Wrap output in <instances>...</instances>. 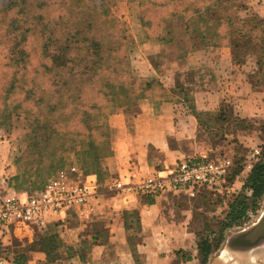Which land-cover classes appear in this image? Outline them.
<instances>
[{"label":"rangeland","instance_id":"rangeland-1","mask_svg":"<svg viewBox=\"0 0 264 264\" xmlns=\"http://www.w3.org/2000/svg\"><path fill=\"white\" fill-rule=\"evenodd\" d=\"M252 7L246 0H0V160L8 154L7 165L0 164V200L9 177L19 187L26 173L34 182L73 165L97 173L90 165L95 158L106 173L101 183H113L111 129H138V114L150 105L154 129L194 128L191 155L227 156L234 163L230 193L178 196L188 201L191 243L173 264H233L229 234L254 225L264 212L263 195L249 201L246 219L229 224L231 204L251 195L246 181L264 157V11ZM81 37L100 42L95 57L86 41L76 44ZM84 56L99 73L73 77L75 61L68 67L66 61ZM150 156L162 158L155 149ZM85 224L71 219L45 230L19 225L0 235V256L28 264L43 244L55 248L57 234L64 246L53 251L55 260L87 253L90 240L72 245L62 236L66 230L83 233L80 226L85 234L105 236L101 223ZM142 231L134 221L130 241L138 260H113L124 249L112 245V260L103 264H156L137 247L145 240ZM206 240L213 252L204 263L199 246ZM154 244L146 248L159 249ZM75 258L54 264H87Z\"/></svg>","mask_w":264,"mask_h":264},{"label":"crops","instance_id":"crops-1","mask_svg":"<svg viewBox=\"0 0 264 264\" xmlns=\"http://www.w3.org/2000/svg\"><path fill=\"white\" fill-rule=\"evenodd\" d=\"M246 1L257 9L264 0ZM262 8L264 9V6ZM151 102L154 104L153 101ZM206 104L201 100V108H207ZM148 106L150 105H147L138 114L137 121L140 122L137 125L138 129H111L114 134L111 133L115 135L112 146L114 154L108 172L111 170L115 178L112 180L113 183L108 181L101 183L98 213L84 225L88 228V226L92 227L101 223L105 236L103 237L98 231L93 230L92 234L90 232L85 234V229L82 226L79 230H83V233L82 231H73L69 235L68 230H66L62 234L64 242H69L68 244L82 246L90 245L89 240L92 242V248L88 249L87 253L79 251L77 254H72L75 255V259L78 258L82 263L86 261L87 264H103L105 261L112 260V253L109 250L112 245L124 249L123 252L118 253L119 257L117 256L113 260L122 262L123 258L129 257L138 260V251L130 241L134 221L141 226L142 232L145 233L144 242L138 243L137 247H143L148 255L151 254L152 260L156 261V264L176 263L179 253L186 250V246L191 243V232L188 229L189 219L184 217V214H187L190 209L188 208V201L178 197L181 195L169 191L156 197L126 195L115 189L114 181L128 180L130 177H134V181H137L148 176L166 175L181 159L196 156L191 155L195 149L191 143V138L195 132L194 128L191 126V129H154L151 126L153 112ZM187 118L192 120L193 116L189 115ZM142 120L150 126L147 127L142 123ZM151 149H155L162 155L158 162L151 158ZM203 157L206 156L203 155ZM5 160L1 159L0 164L3 162L4 165H7L8 154ZM111 165L114 166L113 169ZM101 176L105 182L106 173L102 172ZM100 236L104 239H99ZM154 238L159 243L154 244ZM153 244L159 249L146 248ZM165 245L169 246L168 250L164 249ZM166 251L169 253L164 255ZM33 253L34 257L28 261V264H54L55 261L69 263L72 257L71 255L68 259L58 258L50 262L49 256L42 249ZM184 263L185 261H182V264ZM10 264L15 263L11 262Z\"/></svg>","mask_w":264,"mask_h":264},{"label":"built area","instance_id":"built-area-1","mask_svg":"<svg viewBox=\"0 0 264 264\" xmlns=\"http://www.w3.org/2000/svg\"><path fill=\"white\" fill-rule=\"evenodd\" d=\"M255 155L249 157L252 168ZM234 163L229 157H187L166 175L119 179L115 189L122 194L156 197L169 191L196 198L206 191L227 190ZM100 182L96 174H85L76 165L61 168L33 191L9 190L0 200V235L28 224L46 229L71 219L90 221L98 213ZM0 264L8 261L0 256Z\"/></svg>","mask_w":264,"mask_h":264},{"label":"trees","instance_id":"trees-1","mask_svg":"<svg viewBox=\"0 0 264 264\" xmlns=\"http://www.w3.org/2000/svg\"><path fill=\"white\" fill-rule=\"evenodd\" d=\"M105 6H107V5H105ZM105 8H109V7L107 6ZM254 9L255 10L264 11V9L262 8L261 5H258V8L257 9L254 8ZM107 12H109V11H107ZM81 39H83V40L80 41ZM81 39L78 42H76V44L79 43V42L81 43L83 41H86L87 42L86 44L88 46L85 49L88 50V53H90L92 56L95 57V54L98 51V47H99L100 42L97 41L95 37H91V38H88V39L85 38V37H81ZM78 58L79 57L69 58L68 61H66V65H65L66 67H68L67 64H68L69 61H75L74 63L71 64V65H73V67H75V72H76L75 74H73V77L77 76L76 78H78V77H82V76L87 75V74L88 75H92V76H96L99 73L100 68H99V66H97V63L94 62L93 59L91 61H88L86 56H84L83 58L77 60ZM110 68L111 67H109V69ZM105 83H107V84H104V86H107V88H108V85H109L108 83H110V81L105 82ZM100 91L102 93H106V91H102V89H100ZM103 95L108 97V95H105V94H103ZM85 115H87V113H85V112L83 114H80V116L78 117V120H80V122L84 121L85 120ZM86 126H87L86 129H91L89 127V125H86ZM91 144H93V143L91 142ZM97 160L98 159L95 158V160L93 162L91 161L90 165L94 168V170L98 174L95 173V172L94 173H85L84 172V173L85 174H96L98 176V178H99V182H100V185H101V182H102L101 173L104 172L105 170L102 168L101 164ZM21 177H22V179H21L22 180V184L19 187L12 184L13 177L7 178L6 180H8V181H6V182H7L8 189L9 190L20 191V192L21 191H29L30 192V191H33V190H35L37 188H40L44 184L43 181H37V182L30 181L28 173H26L25 175H22ZM227 186L228 187H227L226 192L230 193L232 191V186L230 185L229 177H228V185ZM245 186L250 188L251 195L250 196L249 195L239 196V197H237V199H235L234 203L231 204V211L229 213V224L230 225H234V224L236 225L239 222H241L242 219H246L248 217V214H249V208H250L249 207V201L253 200V203L255 204L256 201L258 199H261V197L264 195V157L261 159V161H259L253 167L252 172H251L250 176L248 177ZM38 229L45 230V229H41V228H38ZM55 238H56V240L57 239L58 240L54 243V245H55L54 247L55 248L53 250L50 249L49 247H47L45 244H43L41 246L42 247L41 249L43 251H45L47 253V255L49 256V259H50L49 261L50 262L54 261L55 258H56L53 255V251L54 250H58L60 246L61 247L64 246V243L60 239L58 234H57V236L55 235ZM199 251L201 252V255L204 258V263H206L207 260L209 259V257L211 256L212 252H213V247H212L211 243L206 240L204 243H202L201 246H199ZM7 261L9 262V264L11 262H13V261H11L9 259H7ZM14 263L18 264L19 261L15 260Z\"/></svg>","mask_w":264,"mask_h":264},{"label":"water","instance_id":"water-1","mask_svg":"<svg viewBox=\"0 0 264 264\" xmlns=\"http://www.w3.org/2000/svg\"><path fill=\"white\" fill-rule=\"evenodd\" d=\"M227 249L235 255L233 264L243 263L264 264V212L252 226L229 234ZM236 262V263H235Z\"/></svg>","mask_w":264,"mask_h":264},{"label":"bare ground","instance_id":"bare-ground-1","mask_svg":"<svg viewBox=\"0 0 264 264\" xmlns=\"http://www.w3.org/2000/svg\"><path fill=\"white\" fill-rule=\"evenodd\" d=\"M233 256V259H231V261L232 260H235L236 259V256L235 255H232ZM230 260V259H229ZM228 262V261H227ZM224 263H226V262H224ZM236 263V262H235ZM243 263L244 264H250L249 262L247 263V261H245V260H243ZM238 264V263H237ZM239 264H242V263H239Z\"/></svg>","mask_w":264,"mask_h":264}]
</instances>
